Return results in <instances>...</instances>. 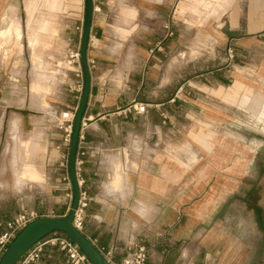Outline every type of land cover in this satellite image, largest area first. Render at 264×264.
<instances>
[{
    "label": "crops",
    "instance_id": "obj_1",
    "mask_svg": "<svg viewBox=\"0 0 264 264\" xmlns=\"http://www.w3.org/2000/svg\"><path fill=\"white\" fill-rule=\"evenodd\" d=\"M221 1L215 59L204 73L189 61L193 75L182 82L185 65L166 60V0H94L91 90L77 160L89 198L83 233L114 263L141 244L148 264H264V155L258 149L250 168L230 167L226 101L230 87L264 99V0ZM20 2L0 0V37L21 39L18 23L6 26ZM72 2L60 16L64 73L52 94L33 99L41 84L20 69L4 82L0 71V236L21 213L64 217L72 203L59 120L81 98L65 57L80 46L85 0ZM135 103L148 105L146 113ZM230 178L239 179L235 187ZM36 264L71 263L47 245Z\"/></svg>",
    "mask_w": 264,
    "mask_h": 264
},
{
    "label": "rangeland",
    "instance_id": "obj_2",
    "mask_svg": "<svg viewBox=\"0 0 264 264\" xmlns=\"http://www.w3.org/2000/svg\"><path fill=\"white\" fill-rule=\"evenodd\" d=\"M72 7V0H21L19 11H15V22L12 18L14 13L10 11L6 26L18 23L22 37L18 40L14 33L0 37V71L6 73L4 82H7L14 69H20V73L42 85L41 89L33 88V99H43L55 91L64 73L60 59L64 48L60 35V16L62 11ZM220 9L221 0H166V42L169 47L166 60L175 57L185 65L181 67L182 82H188L190 75H193L188 72L189 61L196 63L191 70L196 68L197 73H204L215 59L217 45L221 43L220 27L224 23L223 18L216 17L221 14ZM43 25L44 29L41 30ZM210 27L211 34L207 32ZM30 30L36 32L37 41L33 46L29 44ZM36 56L40 61H35ZM14 57L20 59V66L12 64ZM232 88H228L229 95L226 96L230 107L228 139L233 156L230 167L239 168L245 164L243 168H250V161L258 149L264 155V99L257 100L259 98L246 88L240 87L238 92ZM1 95L0 86V100ZM244 96L253 100L246 98L244 103ZM229 180L230 186L235 187L239 179Z\"/></svg>",
    "mask_w": 264,
    "mask_h": 264
},
{
    "label": "water",
    "instance_id": "obj_3",
    "mask_svg": "<svg viewBox=\"0 0 264 264\" xmlns=\"http://www.w3.org/2000/svg\"><path fill=\"white\" fill-rule=\"evenodd\" d=\"M93 13L94 0H85L84 23L80 43L81 63L84 72V87L79 105L75 112L72 138L68 151V167L73 192L71 207L64 217L44 216L29 222L11 241L0 259V264H17L32 246L54 232L66 234L87 256L91 264H113L83 232L76 229L73 225V219L78 208L81 193L76 169L77 152L84 114L86 112L91 90V71L87 52L91 35Z\"/></svg>",
    "mask_w": 264,
    "mask_h": 264
},
{
    "label": "built area",
    "instance_id": "obj_4",
    "mask_svg": "<svg viewBox=\"0 0 264 264\" xmlns=\"http://www.w3.org/2000/svg\"><path fill=\"white\" fill-rule=\"evenodd\" d=\"M228 59L232 60L235 57V50L233 46H229L227 49ZM65 63L70 68L77 78L74 89L82 95L84 87V72L81 63V53L79 45H71L66 51ZM89 63V61H88ZM90 67V63H89ZM132 107L139 114H145L148 105L143 103H135ZM76 109L67 110L61 113L60 116V128L64 133V144L68 147L72 138L73 122ZM80 139H83V134L81 133ZM79 152V151H78ZM77 152V157H78ZM76 169L79 184L81 186L82 180L79 177L80 164L79 160L76 162ZM69 198L72 200L73 192L68 194ZM89 198L85 192L80 193V200L78 208L75 212L73 219V225L76 229L83 232L86 220V209L88 207ZM71 207V206H70ZM69 207V209H70ZM40 218L36 212H26L21 213L14 217L13 220L7 223L6 230L0 236V259L6 249L8 248L11 241L15 238L18 232L23 229L29 222ZM52 236H47L43 240L37 242L32 246L24 256L17 262V264H36L41 260L44 249L47 245L58 246L66 255L67 259L71 264H91L87 256L81 251V249L64 233L54 232ZM103 253V252H102ZM104 256L113 264H148L149 253L146 246L141 244H136L128 247V251L121 262L114 263L109 257V253H103Z\"/></svg>",
    "mask_w": 264,
    "mask_h": 264
},
{
    "label": "bare ground",
    "instance_id": "obj_5",
    "mask_svg": "<svg viewBox=\"0 0 264 264\" xmlns=\"http://www.w3.org/2000/svg\"><path fill=\"white\" fill-rule=\"evenodd\" d=\"M9 31V30H8ZM35 55V54H34Z\"/></svg>",
    "mask_w": 264,
    "mask_h": 264
}]
</instances>
